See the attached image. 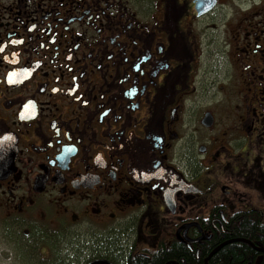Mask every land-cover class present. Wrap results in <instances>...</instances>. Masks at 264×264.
I'll return each instance as SVG.
<instances>
[{"label":"flooded vegetation","instance_id":"flooded-vegetation-1","mask_svg":"<svg viewBox=\"0 0 264 264\" xmlns=\"http://www.w3.org/2000/svg\"><path fill=\"white\" fill-rule=\"evenodd\" d=\"M220 4L0 0L1 231L5 218L27 234L78 228L82 264H122L120 247L125 264L180 249L163 264H221L235 218L264 215L239 188L264 185V0L204 35L222 69L202 75L192 26Z\"/></svg>","mask_w":264,"mask_h":264},{"label":"rangeland","instance_id":"rangeland-1","mask_svg":"<svg viewBox=\"0 0 264 264\" xmlns=\"http://www.w3.org/2000/svg\"><path fill=\"white\" fill-rule=\"evenodd\" d=\"M220 2L221 4L219 5L218 9H216L212 15H210L208 18L206 17L203 19H198L192 26L195 34L199 35L198 37H200L201 41L203 42L202 52L204 54L202 61L201 59L199 61V64H202L203 66L200 70V74L202 75L203 71L206 70L210 63L214 69H222V61H220L222 52L218 50V46L214 42L212 43L211 47H205L204 35H221V33L226 30V23H228L227 34H229L228 30L230 31L233 26L231 22L229 24V22L225 20L224 13H227V16L231 18L232 14L243 7V0H220ZM208 53H212L209 60L207 58ZM252 164L255 166L264 165V137H262L260 140L259 148H256V160H252ZM223 178H227V176ZM239 188L242 190V192H247L249 190L253 191L256 194V201H259L261 206L264 207L263 184L253 185V188H255L254 190H246L244 189V186H240ZM5 219V222H2L4 230H0V264H58L61 262L60 258L63 256H76L78 254L77 251H82V256L83 254L86 255L88 253V249H86L87 247H83L81 243H84V245H89L88 242L91 239L84 235L83 232H80L78 228L70 227L61 232V235L59 236L60 238L56 240L57 243L55 242L59 248H56L59 254H54V250L46 246L47 241H42L40 239H36V247L33 248V250L28 249L27 252L26 250L21 251L22 248L19 249L22 246L21 240L23 239H21V237L26 234L24 225H22V223L19 224L20 226H17L15 221L7 218ZM44 236H46V234H44ZM80 236H86V238L84 237V239H80ZM87 238L89 240H87ZM76 239H79L81 243ZM25 241H29V239H25ZM56 244L54 246H56ZM60 254L61 256H58ZM76 264H82V262L80 261Z\"/></svg>","mask_w":264,"mask_h":264},{"label":"trees","instance_id":"trees-1","mask_svg":"<svg viewBox=\"0 0 264 264\" xmlns=\"http://www.w3.org/2000/svg\"><path fill=\"white\" fill-rule=\"evenodd\" d=\"M241 218H235V227H234V235L231 236L232 239L230 240L227 244H224V246L219 249L216 253L213 254L212 260L216 261V262H220L221 264H247L251 259L252 262L255 264V259L258 256H262L261 257V261L259 264H264V252L261 251H255V249L249 244V243H245L243 241H238L236 240L237 238H245V239H249L252 240L255 244L264 247V215L261 216L259 214L255 215H245ZM241 221V225L239 226L238 224ZM62 231H48L46 229H44L43 227L41 228H34L32 230H30L31 233L24 234L23 238L28 240H35L36 239H40L42 241H47L46 246L52 248L54 250V254H59V252L57 251L56 248L57 247V241L61 235ZM44 234H46V236H44ZM48 234V235H47ZM73 236V235H72ZM78 242H80L79 239H76ZM222 241V240H221ZM220 241V242H221ZM56 242V243H55ZM107 242V240L105 241V243ZM220 242H218L217 239H213L210 242L207 243L208 247H210L207 251H210L211 249H213L217 244H219ZM81 243V242H80ZM56 244V246H54ZM83 245V247H87V245H84V243H81ZM111 244V243H110ZM112 245H110V247H101V249L96 250V252H103V253H112L114 252V250H112ZM21 249V247L19 248ZM59 249V248H58ZM88 249L87 251H89V247L86 248ZM80 250V249H79ZM118 250H123V256L118 258L117 260L119 262H121L122 264H125V260H124V249H122L121 247L118 248ZM79 255H81L82 251H77ZM91 252V251H89ZM182 252V249L178 251H173V250H169V251H165L163 250L162 254H161V258L157 257L154 260H138L137 262H133L131 264H163L164 261L168 260L167 258H172V257H176L178 255V253L180 254ZM201 255L205 256V253H202ZM58 256H61L58 255ZM84 257V256H83ZM82 257V258H83ZM80 258V257H79ZM78 259V258H72L68 255L61 257V262L58 264H76L77 262H82L83 259ZM166 259V260H164ZM164 260V261H163Z\"/></svg>","mask_w":264,"mask_h":264},{"label":"water","instance_id":"water-1","mask_svg":"<svg viewBox=\"0 0 264 264\" xmlns=\"http://www.w3.org/2000/svg\"><path fill=\"white\" fill-rule=\"evenodd\" d=\"M217 3V0H197V11L199 15H202L210 11ZM261 252L264 250L259 249Z\"/></svg>","mask_w":264,"mask_h":264}]
</instances>
